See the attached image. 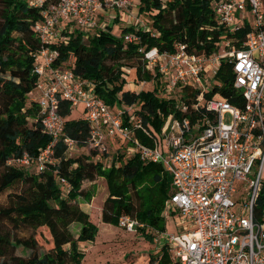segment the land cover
I'll return each mask as SVG.
<instances>
[{
  "label": "built area",
  "instance_id": "2783aa9c",
  "mask_svg": "<svg viewBox=\"0 0 264 264\" xmlns=\"http://www.w3.org/2000/svg\"><path fill=\"white\" fill-rule=\"evenodd\" d=\"M132 1L141 4L142 0H58L49 4L31 0L29 5L42 15L33 30L46 45L67 44L75 31L88 39L104 28L99 18L106 7L122 9ZM160 1L165 7L169 0ZM212 8L217 25L226 31L217 52L196 54L184 44H177L174 53L141 49L146 68L161 75L162 97L177 102V111L157 132L152 124L144 125L139 104L109 105L102 100L95 93V83L76 74L74 55L54 65L57 50L39 51L38 82L30 95L39 106L35 122L51 142L37 156L27 153L11 162L28 168L34 165L35 175L54 168L62 195L67 197L72 186L59 173L61 159L55 155L59 144L66 146L67 157L82 148L87 156L97 158L90 161L106 167L103 158L112 152V144L121 143L127 159L138 155L144 163H160L172 176L166 217L178 216L183 221L177 233L167 234L172 264H264V214L259 218L256 213L264 185V1L216 0ZM246 27L249 32L242 47H237L228 34ZM142 29L153 30L152 25ZM124 40L137 43L139 36L130 33ZM222 61L232 66L236 97L242 99L239 105L220 93L205 96L213 90L208 84L215 80ZM185 89L200 92L188 103L182 99ZM61 101L69 102L72 111L84 105L81 119L89 126V137L83 143L66 133ZM138 131L151 138L153 145L143 143ZM114 160V156L107 157V168ZM120 226L132 232L143 227L130 216L121 217ZM157 253L161 255L162 249Z\"/></svg>",
  "mask_w": 264,
  "mask_h": 264
},
{
  "label": "trees",
  "instance_id": "16d2710c",
  "mask_svg": "<svg viewBox=\"0 0 264 264\" xmlns=\"http://www.w3.org/2000/svg\"><path fill=\"white\" fill-rule=\"evenodd\" d=\"M216 0H169L164 7L160 0H142L140 12L150 16L152 31L136 26L126 27L120 36L112 30L101 31L86 39L75 31L67 44L46 45L33 30L42 18L41 10L31 7L26 0H2L0 14V194L16 183L25 187L10 198L9 204L0 206V264H82L85 253L81 242H94L99 227L92 222L90 214L80 207L90 204L95 196L93 190H85V181L93 182L98 177L106 180L109 196L102 209V221L120 225L123 216L138 220L145 237L154 241L146 232L154 229L158 234L166 232L162 212L172 185V176L160 163H144L137 155L119 166L104 168L94 163L90 156L69 158L66 146L61 143L55 155L61 159L58 169L72 188L67 197L62 195L54 175L49 168L38 175L19 168L7 167L12 156L24 152L37 156L39 150L50 144L51 138L44 134L39 122L30 126L28 117L37 119L39 106L32 101L28 106V95L36 88L38 74L35 72L36 54L43 48L57 50L59 56L54 65L66 62L71 55L76 58L75 72L85 80L95 83V93L109 105L139 104L144 125L152 124L161 131L165 119L174 114L177 102L160 96L163 91L161 75L146 68L144 53L157 48L161 53H174L177 44L187 46L189 52L211 55L218 51L219 43L226 33L215 20L212 3ZM264 1V0H263ZM58 0H47L57 3ZM249 28H242L234 35L228 34L237 47H242ZM139 36V42H125L127 34ZM134 63V64H133ZM136 69L137 80L154 82L155 89L139 93L125 91L128 84L125 67ZM220 85L205 94L211 98L220 93L234 104H241L233 87L232 66L222 61L215 75ZM200 91L185 89L183 100L191 103ZM60 114L66 118V133L80 143L89 137V126L82 119H69L72 115L69 102L61 101ZM179 115V114H178ZM181 116V115H180ZM183 116H186L184 114ZM137 137L146 145L152 139L142 131ZM153 180V184H152ZM257 216L264 214V185L256 206ZM75 224L77 230L74 231ZM47 228L54 246L47 252L35 237L40 228ZM19 229L31 232L28 237L18 235ZM31 251L29 256L17 254L19 248ZM111 264V263H106ZM148 264H172L168 247L162 254L150 258Z\"/></svg>",
  "mask_w": 264,
  "mask_h": 264
},
{
  "label": "rangeland",
  "instance_id": "374dc122",
  "mask_svg": "<svg viewBox=\"0 0 264 264\" xmlns=\"http://www.w3.org/2000/svg\"><path fill=\"white\" fill-rule=\"evenodd\" d=\"M26 1L28 2V4H30L31 2V0ZM140 6L141 4L132 1L130 4H128L122 9L117 7H106L100 14L99 18L100 26H103L104 28L97 29V31L94 32V35H99L102 30L104 31V29L105 31L111 29L114 35L120 36L122 30L126 27L136 26L138 28H151V18L148 14L140 12ZM1 9L2 0H0V14ZM124 70L126 73L125 78L128 83L125 86V91L130 90L131 92L139 93L143 90L151 91L155 89L156 84L154 82L142 85L141 82L137 80L135 68H131V66H128L125 67ZM216 84L217 82L215 80H210L208 86L210 88H214ZM161 93L162 87L160 88V96ZM30 94L28 95V106H30V104L32 103V97ZM83 116L84 105H81L78 108H74V110L72 111V115L69 117V119L77 120L81 119ZM225 121H230L229 114L225 116ZM28 122L30 126H34L35 119L32 117H28ZM152 127L156 132L158 131L153 125ZM111 147L112 152L107 154L105 158H103V163H105L106 166L104 168H107V157L109 156H114V166H119L121 161L125 162L126 160H128L126 158L125 146H122L121 143H119L116 145L112 144ZM26 154L27 152H24L22 155L10 157L6 162V166L19 168L20 170L31 174L36 173V168L34 165L28 168L27 166H22V163L11 162V160L17 157L23 159ZM84 155L87 156V151L83 150L82 148H78L76 151H72L71 154L68 155V157L80 158ZM90 158L93 159V161L97 160L94 154L90 156ZM100 164H102V162H100ZM102 166H104V164H102ZM54 175L56 178L58 177L55 172ZM58 186L60 187L59 183ZM93 186L96 187V192L91 203H81L80 207H82L85 211L90 214L92 222L98 225L100 230L98 232L96 241L92 243L87 242V245L85 246L87 249V257L85 264H148L150 258L158 256L157 252L166 245L168 237L167 234L177 233V231L182 228L181 225L183 221L180 217L172 215H169L168 218L166 217V202L169 199L171 189L168 194L167 200H165V206L162 212V217L164 218L166 223V232L158 234L154 229L150 227L147 228L146 232L154 236V241H151L150 239L145 237V235H143L140 230H138L137 232H132L121 227L120 225L115 226L112 224L104 223L102 221V209L105 200L109 196L108 186L106 180L101 177H98L93 182L85 181L83 184L85 190H93ZM24 187L25 186L22 183H16L11 188L6 189L3 193L0 194V206H6L7 204H9L11 196L22 192V189H24ZM240 189L244 191L243 186H241ZM92 203L93 205L90 206ZM138 223L139 225H143L139 221ZM77 227L80 226L78 224H75L74 231L77 230ZM17 233L21 237H28L31 234L30 231L25 229H19ZM35 237L41 246V250L44 252L49 251L54 246L49 230L45 227L40 228L35 233ZM17 254L27 257L31 254V251L25 250L21 247L18 249Z\"/></svg>",
  "mask_w": 264,
  "mask_h": 264
},
{
  "label": "crops",
  "instance_id": "0c3cea01",
  "mask_svg": "<svg viewBox=\"0 0 264 264\" xmlns=\"http://www.w3.org/2000/svg\"><path fill=\"white\" fill-rule=\"evenodd\" d=\"M102 178V177H101ZM104 179V178H103ZM105 180V179H104ZM107 183V182H106ZM94 198V197H93ZM98 226V225H97ZM99 227V226H98ZM99 230H100V228H99ZM96 241V240H95ZM90 243H92V242H90ZM87 245V242H81L80 244H79V246H80V249H81V251H83L84 253H85V257H84V259H83V261H82V264H85L86 263V257H87V255H86V253H87V249H86V246Z\"/></svg>",
  "mask_w": 264,
  "mask_h": 264
},
{
  "label": "bare ground",
  "instance_id": "6f19581e",
  "mask_svg": "<svg viewBox=\"0 0 264 264\" xmlns=\"http://www.w3.org/2000/svg\"><path fill=\"white\" fill-rule=\"evenodd\" d=\"M92 205H93V203L90 206H92Z\"/></svg>",
  "mask_w": 264,
  "mask_h": 264
}]
</instances>
